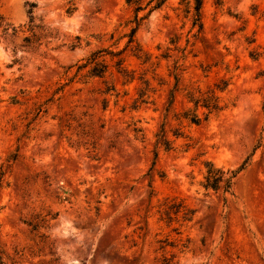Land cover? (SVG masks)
Masks as SVG:
<instances>
[{
  "label": "rangeland",
  "instance_id": "1",
  "mask_svg": "<svg viewBox=\"0 0 264 264\" xmlns=\"http://www.w3.org/2000/svg\"><path fill=\"white\" fill-rule=\"evenodd\" d=\"M136 6L0 0V264H264V0Z\"/></svg>",
  "mask_w": 264,
  "mask_h": 264
},
{
  "label": "trees",
  "instance_id": "2",
  "mask_svg": "<svg viewBox=\"0 0 264 264\" xmlns=\"http://www.w3.org/2000/svg\"><path fill=\"white\" fill-rule=\"evenodd\" d=\"M131 2H136L137 6L135 8L136 15L134 21H131L134 23V26L131 28L130 34H129V41L127 43V47L131 46V48H135L137 44H135L134 35L138 29V27L141 25L142 20H144L148 14H150L153 10L161 7L165 4L167 0H147L146 4H144L145 0H129ZM194 3V8L198 12V15L200 14L201 6H202V0H192ZM151 6V7H150ZM147 7H150L148 13L144 14L143 16L139 15V12L141 10L146 9ZM102 51V50H101ZM101 51H97L92 54V56L88 59L89 64H93V67L91 68V71L95 75L102 76L103 72H105V69L107 65L103 62V59H101ZM138 51L140 54V48L138 47ZM113 55H118L119 52H111ZM120 65V70L126 71V68L122 66V59L117 61ZM215 95L212 96H201L200 98H194V101L196 105H203L208 109V115L212 113L214 110L219 108L218 102L216 101ZM207 115V116H208ZM200 118L195 115V118H192L193 122L199 121ZM207 166V175H206V183L204 184L205 188L209 189L212 188L214 190H223L224 192H230L234 182L235 178L237 177V174L239 173V170H225L221 167H216L212 162H208L206 164Z\"/></svg>",
  "mask_w": 264,
  "mask_h": 264
}]
</instances>
